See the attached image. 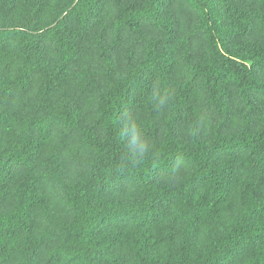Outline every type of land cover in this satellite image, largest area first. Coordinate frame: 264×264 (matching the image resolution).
I'll list each match as a JSON object with an SVG mask.
<instances>
[{
  "label": "trees",
  "instance_id": "16d2710c",
  "mask_svg": "<svg viewBox=\"0 0 264 264\" xmlns=\"http://www.w3.org/2000/svg\"><path fill=\"white\" fill-rule=\"evenodd\" d=\"M0 264H264V0H0Z\"/></svg>",
  "mask_w": 264,
  "mask_h": 264
},
{
  "label": "clouds",
  "instance_id": "9594fccd",
  "mask_svg": "<svg viewBox=\"0 0 264 264\" xmlns=\"http://www.w3.org/2000/svg\"><path fill=\"white\" fill-rule=\"evenodd\" d=\"M139 148H140L141 151H143L144 150V145L143 144H140L139 145Z\"/></svg>",
  "mask_w": 264,
  "mask_h": 264
}]
</instances>
